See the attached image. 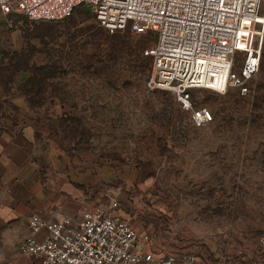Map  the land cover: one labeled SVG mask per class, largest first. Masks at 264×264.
I'll use <instances>...</instances> for the list:
<instances>
[{
    "label": "rangeland",
    "instance_id": "obj_1",
    "mask_svg": "<svg viewBox=\"0 0 264 264\" xmlns=\"http://www.w3.org/2000/svg\"><path fill=\"white\" fill-rule=\"evenodd\" d=\"M65 22L0 11V264H43L19 247L49 179L83 203L68 215L114 208L156 257L264 264V57L246 95L193 89L216 117L198 127L172 90L149 85L154 33L108 32L89 6ZM261 36L264 24L248 26L234 72ZM139 48L152 69L129 55ZM48 70L58 78L31 105L27 84Z\"/></svg>",
    "mask_w": 264,
    "mask_h": 264
},
{
    "label": "built area",
    "instance_id": "obj_2",
    "mask_svg": "<svg viewBox=\"0 0 264 264\" xmlns=\"http://www.w3.org/2000/svg\"><path fill=\"white\" fill-rule=\"evenodd\" d=\"M80 6L91 7L110 32L129 28L157 34L149 85L172 90L197 126L211 122L213 114L208 107H194L193 89L233 87L249 93L263 36L248 49L237 73L235 55L248 26L264 24V0H0L4 14L31 20H61ZM29 227L19 250L42 258L43 264H197L192 253L156 257L147 249L150 235L139 233L114 208H86L79 216L61 214L52 221L33 214ZM259 244L264 250V233Z\"/></svg>",
    "mask_w": 264,
    "mask_h": 264
},
{
    "label": "crops",
    "instance_id": "obj_3",
    "mask_svg": "<svg viewBox=\"0 0 264 264\" xmlns=\"http://www.w3.org/2000/svg\"><path fill=\"white\" fill-rule=\"evenodd\" d=\"M14 143L15 142L13 141L9 145H12ZM44 185H45L43 186L44 190L39 192V194L42 197V199L39 198L41 199L40 202L39 203L33 202V204L29 205L30 210H35V211L37 210L38 213L42 214V217L44 219L52 221L60 214H70V212L71 213L76 212L83 205V203L77 200L76 197L72 196V194L66 193L65 190L61 188L60 185H57L54 180L50 181L49 179L47 182H45ZM51 191H55L54 200L52 196H50ZM58 209H60L63 213L60 212ZM71 216H75V215H71ZM29 234H30V227H29V233L24 238H26Z\"/></svg>",
    "mask_w": 264,
    "mask_h": 264
},
{
    "label": "trees",
    "instance_id": "obj_4",
    "mask_svg": "<svg viewBox=\"0 0 264 264\" xmlns=\"http://www.w3.org/2000/svg\"><path fill=\"white\" fill-rule=\"evenodd\" d=\"M88 7V6H87ZM76 10V9H75ZM74 10V11H75ZM1 11V10H0ZM2 12V11H1ZM3 13V12H2ZM13 14H16V13H10V14H5V15H13ZM95 14V13H94ZM27 17V16H26ZM28 18V17H27ZM29 19V18H28ZM31 20V19H30ZM67 20V17L66 18H64V19H61V20H32V21H42V22H62V24H66V23H69V22H65ZM106 29V28H105ZM127 29H129V28H127ZM107 30V29H106ZM108 32H110L109 30H107ZM121 31V30H120ZM117 32H119V31H117ZM150 32H152V31H150ZM150 32H146V33H150ZM152 33H154L155 35H156V42H157V34L155 33V32H152ZM17 53V52H16ZM144 53V49L143 48H139V51H137V50H133V49H131L130 51H129V55H131V56H133L134 57V59L135 60H137V61H142L141 62V64L140 65H142V66H144V67H146L148 70H150V69H152V59L151 58H146L145 59V53ZM264 57V42H263V51H262V58ZM262 60V62H263V59H261ZM262 62H261V64H262ZM45 68V69H44ZM48 67L46 66V67H39L38 68V70H36L37 71V73H38V71H40L41 69H44V71L47 69ZM57 72L55 71V70H48L45 74H44V72H43V76L42 77H38L35 73H34V77H32V81L31 82H29L27 85H28V87H29V89H26L25 90V92H24V95H25V98L27 99V101L31 104V105H33V104H35L36 105V103H37V95L43 90V88H44V85L47 83V79L49 80V79H52V80H54V79H57L58 78V76H57V74H56ZM253 81H254V78H253V80L251 81V83H250V89H251V87H252V85H253ZM51 85V84H50ZM238 90V89H237ZM238 92H239V90H238ZM240 93V92H239ZM192 94H193V90H192ZM36 97H35V96ZM211 110V109H210ZM212 114H213V120L211 121V122H209V123H212L215 119H216V117H215V115H214V113L212 112ZM190 116H191V112H190ZM191 120H192V117H191ZM192 122H193V120H192ZM194 123V122H193ZM209 123H207V124H209ZM195 124V123H194ZM207 124H204V125H202V126H205V125H207ZM196 125V124H195ZM197 126V125H196ZM202 126H198V127H202ZM96 207V206H95ZM261 246V245H260ZM262 248V247H261ZM263 249V248H262ZM263 252H264V250H263ZM169 253V252H168Z\"/></svg>",
    "mask_w": 264,
    "mask_h": 264
}]
</instances>
